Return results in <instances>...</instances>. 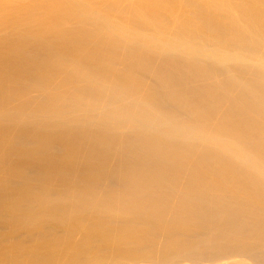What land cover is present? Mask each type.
<instances>
[{"label":"bare ground","instance_id":"bare-ground-1","mask_svg":"<svg viewBox=\"0 0 264 264\" xmlns=\"http://www.w3.org/2000/svg\"><path fill=\"white\" fill-rule=\"evenodd\" d=\"M0 264H264V0H0Z\"/></svg>","mask_w":264,"mask_h":264}]
</instances>
